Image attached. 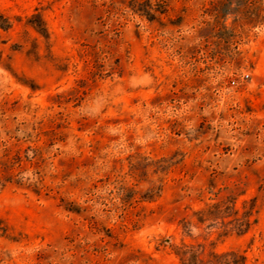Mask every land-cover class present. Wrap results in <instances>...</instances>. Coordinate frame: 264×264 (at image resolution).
Here are the masks:
<instances>
[{
    "label": "rangeland",
    "instance_id": "rangeland-1",
    "mask_svg": "<svg viewBox=\"0 0 264 264\" xmlns=\"http://www.w3.org/2000/svg\"><path fill=\"white\" fill-rule=\"evenodd\" d=\"M230 252L264 264V0H0V264Z\"/></svg>",
    "mask_w": 264,
    "mask_h": 264
},
{
    "label": "trees",
    "instance_id": "trees-1",
    "mask_svg": "<svg viewBox=\"0 0 264 264\" xmlns=\"http://www.w3.org/2000/svg\"><path fill=\"white\" fill-rule=\"evenodd\" d=\"M248 220H246V224L249 223ZM230 254H232V255H234L236 257H239V260L236 263H233V264H245L244 258L242 256H238V254L235 253V252H230Z\"/></svg>",
    "mask_w": 264,
    "mask_h": 264
}]
</instances>
